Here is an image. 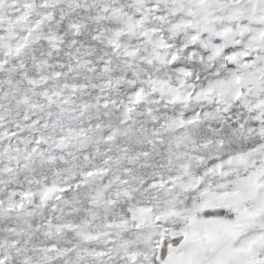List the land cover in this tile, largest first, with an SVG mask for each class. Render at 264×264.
Returning <instances> with one entry per match:
<instances>
[{"label": "snow or ice", "instance_id": "obj_1", "mask_svg": "<svg viewBox=\"0 0 264 264\" xmlns=\"http://www.w3.org/2000/svg\"><path fill=\"white\" fill-rule=\"evenodd\" d=\"M0 264H264V0H0Z\"/></svg>", "mask_w": 264, "mask_h": 264}]
</instances>
